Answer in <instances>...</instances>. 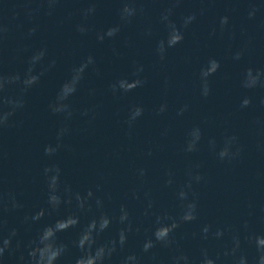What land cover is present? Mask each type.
Masks as SVG:
<instances>
[{"label":"clouds","instance_id":"9594fccd","mask_svg":"<svg viewBox=\"0 0 264 264\" xmlns=\"http://www.w3.org/2000/svg\"><path fill=\"white\" fill-rule=\"evenodd\" d=\"M89 11H94V9H89ZM134 12H135V9L129 7L128 5H125V7L122 9V16H123V18H127V17L133 15ZM249 15L250 16L254 15V12H250ZM165 19H167V17H165ZM194 19H195L194 16L188 17L185 20V25H187L188 23H190ZM227 22H228L227 17H223L221 20V23L227 24ZM170 28H171V31L169 33L167 43H168L169 47H172V46H175L176 44H178L183 39V35L178 29L175 28L174 25H170ZM79 30L81 32L85 31V29H83V28H80ZM117 31H118L117 28H110L107 31L106 35L109 37H112L116 34ZM98 39L103 40L104 36L103 35L98 36ZM159 51L161 53H163V51H164L163 42H161V44L159 46ZM42 55H43V53L41 52L39 55L33 57V60L35 61V60L39 59L40 56H42ZM237 58H239V54H237ZM91 63H93V58L90 56V57H88L87 62L85 64H82L78 69H75V75H74L73 79L69 82H66L62 86L61 94L58 96V99L64 100L75 91V86L78 83V81L81 79L85 68L87 67L88 64H91ZM211 63L214 64L217 68L219 67L218 62L212 61ZM140 70H142V69H140ZM29 71L31 72V69ZM208 75H209V73L206 71V69H203L202 70V76H204L206 78V77H208ZM259 78H260L259 72H257V74L255 76H253L252 69H248L247 74H246L245 87H255L259 81ZM18 79H19V77H12V80H18ZM38 79H39L38 76L29 75L28 78L24 80V84L26 86H31V85L35 84L38 81ZM142 83L143 82L140 79H135L132 81H129L127 79H122V80H119L117 82V84L112 85V88H113V91H115L117 89V85H118L120 90H122L124 92H128V91H131V90L141 86ZM2 86L3 85L0 84V87H2ZM208 92H209V89L207 87V84L205 83L203 94L208 95ZM6 102L13 104V106H14L13 110L16 107L22 106V102H13V101H6ZM250 102L251 101L249 99L245 98L242 102V106H247ZM63 109H64V106L53 107V111H56V112L63 111ZM160 110L161 111L164 110L163 106L161 107ZM142 113H143V109L140 107H136L135 109H133L131 116H130V119H129V123L134 121L137 117L141 116ZM10 115H11V113H6L3 117H0V127L7 124L8 116H10ZM63 131H65V130H62V132ZM198 139H199V135L197 134L195 137V140H198ZM195 140H193L192 142H190L188 144V148H187L188 151L194 150ZM54 151H55V149H53L52 147L45 148V153L47 155H52ZM229 151L230 150L228 147L223 148L219 152V156L221 157V159L227 157L229 155ZM45 171L46 172L50 171V169H45ZM55 171L57 173H59L60 170H59V168H56ZM195 179L197 181H199L201 179V177L196 176ZM57 180H58V175L56 177H53V184L54 185H55V182ZM188 187H191V185L189 184ZM89 195H91V193H89ZM179 196H180L182 201L187 199V193L183 190L179 193ZM52 198H55V197H52ZM184 207H185V211H184L183 215L181 216L180 221L189 222V221L196 219L195 213H196L197 205H196L195 201L187 203ZM42 215H43V210H41V212L39 214H37V216L35 218L38 219ZM125 219H127V213L126 212H124L123 215L121 216V220H125ZM76 222L77 221H74V220H70L67 222L58 221L54 227L46 228L40 234L39 239H38V243L36 244V246L33 247L29 253L32 264H54V262L60 257L61 252L63 251V247L57 246L54 239H53L55 236V232L66 229L71 224H74ZM109 223H110V221L107 217H102L101 221L99 223V230L102 231L105 228H107ZM96 227H97V222L93 221L89 225L88 230L85 231L81 235V238L78 241V247L82 251H84L85 254L77 259L76 264H103V261H104L105 255H106L105 246L98 247L94 252L91 250V245L95 243V240L92 236V231L94 229H96ZM177 227H179V222L176 220H172L171 224H166L160 228H157L153 232L154 240L149 239V240L145 241V243L143 245V250L145 252H147L157 242L163 243L165 246H167L169 243H171V241L169 240L170 234ZM205 231H207V229H205ZM13 235H15V232H13ZM216 235L220 236V235H222V233L217 232ZM125 239H126L125 233L123 231H121V233L119 235L120 244H123L125 242ZM10 244H11L10 239L4 240V247L0 248V255L3 254L5 249L10 247ZM257 244H258V246H264V239L257 238ZM86 245L88 246L87 248H86ZM113 251H115L114 247L108 248L107 249V255H111V253ZM128 259L134 261L136 259V257L133 255V256L128 257ZM184 259L186 260L187 258L184 257ZM261 262H262V264H264V256L261 257ZM203 264H214V261L207 258V255L205 254V259L203 261Z\"/></svg>","mask_w":264,"mask_h":264}]
</instances>
